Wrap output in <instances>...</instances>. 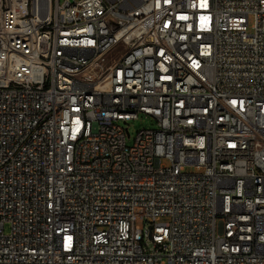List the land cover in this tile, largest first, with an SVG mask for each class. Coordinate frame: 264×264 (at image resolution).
I'll return each mask as SVG.
<instances>
[{
  "label": "built area",
  "instance_id": "2783aa9c",
  "mask_svg": "<svg viewBox=\"0 0 264 264\" xmlns=\"http://www.w3.org/2000/svg\"><path fill=\"white\" fill-rule=\"evenodd\" d=\"M0 264H264V0H0Z\"/></svg>",
  "mask_w": 264,
  "mask_h": 264
},
{
  "label": "rangeland",
  "instance_id": "374dc122",
  "mask_svg": "<svg viewBox=\"0 0 264 264\" xmlns=\"http://www.w3.org/2000/svg\"><path fill=\"white\" fill-rule=\"evenodd\" d=\"M123 127H127L128 128V132H129V137L126 138V143L128 145H131L134 139V136L136 134V132L140 129H146V128H154V122H152L149 118L147 117H139L135 120H130L128 121V124H124ZM187 170H190L187 168ZM136 223L139 226H143V222L137 220ZM5 230L7 231V226L5 227Z\"/></svg>",
  "mask_w": 264,
  "mask_h": 264
}]
</instances>
